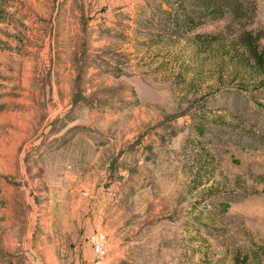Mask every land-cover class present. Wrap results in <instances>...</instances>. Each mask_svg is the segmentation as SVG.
<instances>
[{
    "label": "rangeland",
    "instance_id": "obj_1",
    "mask_svg": "<svg viewBox=\"0 0 264 264\" xmlns=\"http://www.w3.org/2000/svg\"><path fill=\"white\" fill-rule=\"evenodd\" d=\"M240 1L171 37L163 0H0V264H264V0Z\"/></svg>",
    "mask_w": 264,
    "mask_h": 264
},
{
    "label": "trees",
    "instance_id": "obj_2",
    "mask_svg": "<svg viewBox=\"0 0 264 264\" xmlns=\"http://www.w3.org/2000/svg\"><path fill=\"white\" fill-rule=\"evenodd\" d=\"M163 2L166 3L168 8L164 11L166 17L162 27L164 28V34L171 37L181 36L182 33L192 31L196 28L203 20L202 17H204V15L201 16V20L198 15L200 12L202 14L201 10L207 6L222 7V4L225 3L233 11L235 18L244 15L243 4L240 0H163ZM248 36L243 38L246 42L252 39ZM249 45L252 46L250 47L252 55L256 58L257 63L261 65V54L257 53V49L252 42H249Z\"/></svg>",
    "mask_w": 264,
    "mask_h": 264
},
{
    "label": "built area",
    "instance_id": "obj_3",
    "mask_svg": "<svg viewBox=\"0 0 264 264\" xmlns=\"http://www.w3.org/2000/svg\"><path fill=\"white\" fill-rule=\"evenodd\" d=\"M104 237L101 234H92L88 237V241L94 251L98 256L105 253Z\"/></svg>",
    "mask_w": 264,
    "mask_h": 264
}]
</instances>
